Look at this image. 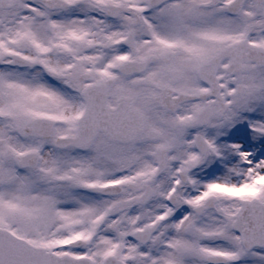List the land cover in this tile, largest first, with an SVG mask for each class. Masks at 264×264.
<instances>
[{"label": "snow or ice", "instance_id": "obj_1", "mask_svg": "<svg viewBox=\"0 0 264 264\" xmlns=\"http://www.w3.org/2000/svg\"><path fill=\"white\" fill-rule=\"evenodd\" d=\"M0 264H264V0H0Z\"/></svg>", "mask_w": 264, "mask_h": 264}]
</instances>
